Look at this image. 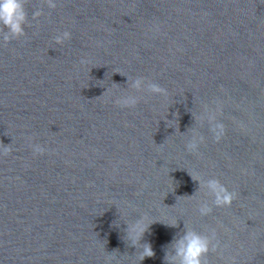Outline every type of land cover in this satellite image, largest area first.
<instances>
[{"label":"water","instance_id":"obj_1","mask_svg":"<svg viewBox=\"0 0 264 264\" xmlns=\"http://www.w3.org/2000/svg\"><path fill=\"white\" fill-rule=\"evenodd\" d=\"M52 3L24 0L25 34L0 37V264H139V217L140 264H165L183 225L215 229L207 264H264V0ZM210 178L230 205L195 181Z\"/></svg>","mask_w":264,"mask_h":264},{"label":"clouds","instance_id":"obj_2","mask_svg":"<svg viewBox=\"0 0 264 264\" xmlns=\"http://www.w3.org/2000/svg\"><path fill=\"white\" fill-rule=\"evenodd\" d=\"M49 6L54 7L52 0H49ZM41 14V10H36L32 13L33 19ZM28 22V13L25 10L24 0H0V37L4 42H10L25 34V26ZM71 33L68 31L58 34L54 37L56 43H63L64 40L69 39ZM136 90L146 89L151 93H165L159 84L148 82L144 77H136L131 80L129 85ZM137 98L128 96L122 100H117L116 103L135 104ZM222 125L217 124L213 126L212 130L215 132L217 128L222 129ZM220 138L219 134L215 137ZM203 137L197 138L195 135L186 143L187 151L195 152L199 148V143ZM34 153H43L45 148L40 143H33L30 145ZM192 177V176H191ZM193 179V178H192ZM199 182L200 188H206L208 193L213 197L212 203L216 206L230 205L235 198V193L229 191L219 180L210 178L207 180H195ZM211 206L207 201L200 202L198 211L201 216L208 215L211 212ZM180 220L173 219L170 222L160 221L166 226L177 227ZM127 224L126 235L127 241L130 245L135 246L136 254L139 256V264L146 257H153L155 252L150 242H141L142 237L148 230L149 225L143 224V217L137 218L132 222H125ZM215 229H211V235H206L194 229L187 228L183 225V229L173 235L172 239L163 246L165 264H207L206 254L210 248H215L212 241L215 239ZM108 264H111V257H109Z\"/></svg>","mask_w":264,"mask_h":264}]
</instances>
